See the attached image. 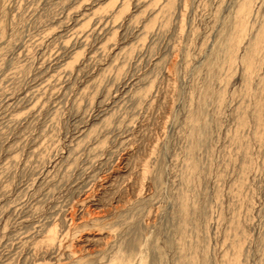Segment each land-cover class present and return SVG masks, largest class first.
<instances>
[{
	"label": "rangeland",
	"instance_id": "rangeland-1",
	"mask_svg": "<svg viewBox=\"0 0 264 264\" xmlns=\"http://www.w3.org/2000/svg\"><path fill=\"white\" fill-rule=\"evenodd\" d=\"M241 1L0 0V170L15 160L0 175V264H100L118 248L134 264H264V52L249 84L242 62L264 0L231 67ZM101 13L81 42L73 32ZM66 63L73 73L33 109L30 93Z\"/></svg>",
	"mask_w": 264,
	"mask_h": 264
},
{
	"label": "bare ground",
	"instance_id": "bare-ground-1",
	"mask_svg": "<svg viewBox=\"0 0 264 264\" xmlns=\"http://www.w3.org/2000/svg\"><path fill=\"white\" fill-rule=\"evenodd\" d=\"M256 0H242L239 5H238V8H237V11H236V16L234 17L235 19V23L233 24V31L231 33V35L229 36L228 39H226V42L224 44V62L227 66H231L232 67V64L234 63V61L236 60V54H237V50H238V47H239V44L240 42H242V39L243 37L247 34V29H248V22L250 20V18L256 14V12L254 11V14H253V5L255 3ZM258 1V0H257ZM170 7H172V3H170ZM255 7V6H254ZM113 12V11H112ZM170 14H172L170 11H168ZM110 13V12H109ZM112 14V13H111ZM108 14H99L97 17H95L93 19V25L91 28H89L88 30L86 31H83V30H78L76 31L75 33L73 32L74 35H76L77 37H80L81 39V42H86L87 39H88V36L89 34H92V33H96L97 32V24H101L103 23L102 21L105 20L108 16ZM168 14L164 15V16H167ZM127 17V16H126ZM252 19V18H251ZM107 20V19H106ZM166 20V18H165ZM125 22V21H124ZM132 23V22H131ZM263 23V22H262ZM102 26L104 25L101 24ZM250 28V27H249ZM260 28V27H259ZM252 30V29H251ZM252 38V37H251ZM67 45H66V42L65 43H62L58 49H66ZM105 49V46L104 45H100L95 54L98 55V53L104 51ZM264 52V23H263V26L258 29V32L255 34V36H253V38L249 41V44L247 46V48L245 49V52H244V55H243V67H244V77H245V81L249 84L250 83V78L258 71L257 69V61L260 60V57L262 55V53ZM135 54V53H134ZM95 57H97L96 55H94ZM120 56V55H119ZM122 56V55H121ZM263 60V59H262ZM260 63V61H259ZM115 65V64H114ZM118 68L117 65L114 66V69ZM230 68V67H229ZM119 69V68H118ZM117 69V70H118ZM73 65L71 64H64L62 65L61 67H59V69L51 74L48 78H46L45 80H43L40 85H38L31 93H30V96H28V101L31 102V100H34L35 101V104H33V109L36 107V104H38V100L44 96H48V94L51 92V90L54 88V87H57L60 83H61V80H63V78H66V77H69L72 73H73ZM260 70V69H259ZM11 72V71H10ZM9 72V73H10ZM19 73L21 72L20 70L18 71ZM17 71L16 72H11L9 75L6 73V77L1 78L2 81H5V80H10V79H14L15 75L19 74ZM259 72V71H258ZM114 73V72H113ZM8 75V76H7ZM70 79V78H69ZM249 81V82H248ZM261 81H262V84L264 85V75L262 76L261 78ZM14 82V81H13ZM65 82V81H64ZM5 83V82H3ZM246 83V84H247ZM97 84V83H96ZM94 84V85H96ZM98 85V84H97ZM3 86V85H2ZM264 87V86H263ZM1 89V87H0ZM3 90V89H2ZM49 92V93H48ZM53 92V91H52ZM260 92V91H259ZM2 93V92H1ZM149 93H150V90H147L145 93H140L138 94L137 96H134L135 100L138 101H141V100H145L147 99V96H149ZM52 94V93H51ZM133 97V96H132ZM26 100V99H24ZM26 100V102H28ZM142 101V102H143ZM220 101V100H219ZM146 104V103H145ZM140 105V104H139ZM143 105V104H142ZM31 107V108H32ZM37 109V108H36ZM260 103L257 102L256 103V107H255V112H254V121L256 123V125L258 127L261 126L262 124V118H261V114H260ZM33 111V110H32ZM31 113H36L35 111H33ZM22 117L21 115H17V116H12L9 121H8V124H12L13 126L15 124H18L22 121ZM240 125L242 126L244 124V121L243 119H240L239 121ZM103 125V124H102ZM239 125V126H240ZM115 126V125H114ZM116 127V126H115ZM112 129L113 131V128H111L110 125L108 124H104L102 126V130L104 131H110ZM115 129V128H114ZM200 132H203V131H200ZM201 134V133H200ZM261 132L257 131V138L258 140L257 141H262V136L260 135ZM90 135V134H89ZM238 135V134H237ZM91 136V135H90ZM89 136V139L91 138ZM236 139L239 141L241 140V138L238 136H235ZM235 139V140H236ZM94 140V138L92 139ZM201 140V139H200ZM89 142V141H88ZM239 143V142H238ZM41 147H43V145H41ZM41 147H39V150L35 151V154H38L41 152ZM94 151H97V148L94 149ZM41 155V154H40ZM42 156V155H41ZM43 158V157H42ZM40 159V158H39ZM15 160L12 158L10 159L0 170V175H3L5 173L8 172L9 170V165L12 164ZM13 165V164H12ZM11 165V167H12ZM10 167V168H11ZM49 179V178H48ZM5 189V188H4ZM4 189H0V192L2 193L4 191ZM6 190V189H5ZM7 191V190H6ZM3 194V193H2ZM4 195V194H3ZM186 204H187V200H186V197L185 195L181 194L179 196V200H178V203H177V206H178V215H179V225L177 224V227L176 230H178L179 234H181V237H178V239L181 241H184L183 237H182V232L184 231V229L186 230V221H187V215H188V211H187V207H186ZM185 233V231H184ZM233 233L235 234V232L233 231ZM237 233V232H236ZM47 236H45V241H44V253H54V250L56 249V245H57V241H58V236H57V231L55 229H50L48 231V233L46 234ZM237 235V234H236ZM185 237V235H184ZM229 237V236H227ZM236 237V236H235ZM228 239V238H227ZM176 242L178 244H180L181 242ZM243 240V239H242ZM233 241V239H232ZM234 242V241H233ZM185 243V242H184ZM187 244V243H186ZM177 245V244H176ZM183 245V243L181 244ZM180 245V246H181ZM180 248V250H182L183 248ZM185 246V245H184ZM234 246V245H233ZM192 247V246H191ZM177 248V249H179ZM190 248V246H189ZM235 248V247H234ZM186 249V248H185ZM191 249V248H190ZM32 250H36L35 248L32 249ZM123 250V249H121ZM121 250H119V248L117 250H115L116 252H112V254L110 255V257L105 261V262H102L100 264H134V259H132V255L129 256L124 254ZM235 250V249H234ZM238 247L236 245V251L238 252ZM39 251V249L37 250ZM192 251V250H191ZM190 251V254L192 253ZM182 253V252H181ZM234 253V252H233ZM232 254V253H231ZM179 255V254H178ZM239 255V254H238ZM244 255V254H243ZM187 256V255H186ZM185 255L183 254H180L177 260V264H194V259L193 257H186ZM190 256V255H189ZM234 256V254H233ZM224 257V256H223ZM227 257V256H226ZM240 257V256H239ZM225 258V257H224ZM231 258V257H230ZM229 258V259H230ZM234 259H230V260H224V264H238V261L235 257H233ZM228 259V257H227ZM240 260V259H238ZM156 264V262H154ZM241 263V262H240ZM196 264V263H195Z\"/></svg>",
	"mask_w": 264,
	"mask_h": 264
}]
</instances>
